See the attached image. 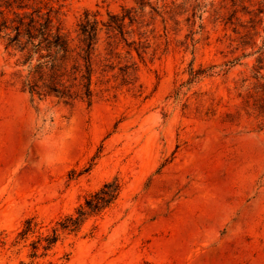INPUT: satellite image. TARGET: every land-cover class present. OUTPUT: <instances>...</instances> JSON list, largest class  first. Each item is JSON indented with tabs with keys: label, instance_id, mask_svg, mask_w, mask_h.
<instances>
[{
	"label": "rangeland",
	"instance_id": "374dc122",
	"mask_svg": "<svg viewBox=\"0 0 264 264\" xmlns=\"http://www.w3.org/2000/svg\"><path fill=\"white\" fill-rule=\"evenodd\" d=\"M86 14L92 103L31 94L20 20L80 51ZM0 31V264H264V0H0Z\"/></svg>",
	"mask_w": 264,
	"mask_h": 264
},
{
	"label": "trees",
	"instance_id": "16d2710c",
	"mask_svg": "<svg viewBox=\"0 0 264 264\" xmlns=\"http://www.w3.org/2000/svg\"><path fill=\"white\" fill-rule=\"evenodd\" d=\"M136 2L145 4V0H136ZM116 21L108 27L119 30L122 35L123 26L118 24L119 20ZM97 25L89 19V14H86V21L81 24L84 47L76 51L77 49L70 47L60 31L54 28L50 16L40 24H37L34 18L27 24L23 19L20 20V26L15 28L16 34L9 39L7 48L25 53L24 65L32 67L28 76L32 79L28 85L31 94L56 97L65 102L81 99L87 100L89 104L92 103L93 56L98 37ZM73 55L76 57L73 58ZM35 58L37 64L33 65ZM118 195L119 188L115 183L105 184L99 192L86 200L85 207L78 210L77 217L70 216L60 224L62 229L76 231L86 216L101 213L118 198ZM57 241L58 235L54 231L53 236L47 239L49 247Z\"/></svg>",
	"mask_w": 264,
	"mask_h": 264
}]
</instances>
